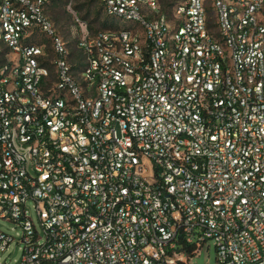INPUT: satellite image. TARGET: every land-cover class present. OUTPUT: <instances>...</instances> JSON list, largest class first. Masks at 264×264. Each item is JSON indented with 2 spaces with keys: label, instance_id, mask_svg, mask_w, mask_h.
Listing matches in <instances>:
<instances>
[{
  "label": "built area",
  "instance_id": "1",
  "mask_svg": "<svg viewBox=\"0 0 264 264\" xmlns=\"http://www.w3.org/2000/svg\"><path fill=\"white\" fill-rule=\"evenodd\" d=\"M100 1L0 0V264H264V0Z\"/></svg>",
  "mask_w": 264,
  "mask_h": 264
},
{
  "label": "rangeland",
  "instance_id": "2",
  "mask_svg": "<svg viewBox=\"0 0 264 264\" xmlns=\"http://www.w3.org/2000/svg\"><path fill=\"white\" fill-rule=\"evenodd\" d=\"M92 1V2H91ZM181 0H159L164 11L170 14L172 7ZM91 2V3H90ZM85 5L86 8L82 10H78L77 7ZM102 6L101 20L106 19L107 14L105 13L103 4L100 0H49L46 11L53 21L58 35L62 37L64 41H66L71 55L74 60L79 57L80 53L76 48V37L73 36L72 30L75 27L77 17L81 20L86 21L89 24L90 31H96L101 29L98 22L91 23L93 18L95 17L96 11L99 7ZM91 9V12L88 15L87 19H84L83 16L87 12V8ZM208 9L211 11V14H214V9L212 4L208 5ZM110 16H108L109 18ZM113 19V17H110ZM115 19V18H114ZM115 24L121 27H127L134 24L132 21H128L125 19H116ZM93 27L91 29L90 27ZM43 39H47L49 42V51L48 59L54 57V52L51 46V39H49L45 34L41 33L38 36V42L44 41ZM28 206L31 209V216L34 223L39 227V218L37 213L32 208V203L29 202ZM13 224L10 222L0 219V229L7 233L15 234V231L12 230ZM22 256V252L19 248V244L13 242L10 248L0 255V263L8 261L10 263H14L15 260H19ZM192 264H217V252L215 243L213 240H208L203 244V247L200 249L199 253L195 255L192 260Z\"/></svg>",
  "mask_w": 264,
  "mask_h": 264
},
{
  "label": "trees",
  "instance_id": "3",
  "mask_svg": "<svg viewBox=\"0 0 264 264\" xmlns=\"http://www.w3.org/2000/svg\"><path fill=\"white\" fill-rule=\"evenodd\" d=\"M91 2H92V1H91ZM91 2H90V3H91ZM103 7H104V6H103ZM84 8H86L84 4H82L81 6L77 7L78 10H82V9H84ZM90 12H91V9L88 7V8H87V12H86L85 15L83 16V18H84V19H87V18H88V15H89ZM101 13H102V6L99 7V8L97 9L96 14H95V17L93 18V20H92L91 23L98 22L99 25H100V27H101V29H111V28H114V26L116 25V24H115V21H116L117 18L114 17V16H110V15L107 14L106 19H104V20L102 21V20H101ZM108 16L113 17V19L110 18V17L108 18ZM114 18H115V19H114ZM90 28L93 29L92 26H91ZM189 251L191 252L192 249H189Z\"/></svg>",
  "mask_w": 264,
  "mask_h": 264
}]
</instances>
